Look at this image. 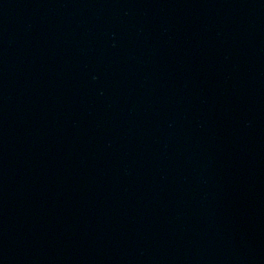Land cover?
<instances>
[{
  "label": "water",
  "instance_id": "95a60500",
  "mask_svg": "<svg viewBox=\"0 0 264 264\" xmlns=\"http://www.w3.org/2000/svg\"><path fill=\"white\" fill-rule=\"evenodd\" d=\"M0 264H264V0H0Z\"/></svg>",
  "mask_w": 264,
  "mask_h": 264
}]
</instances>
